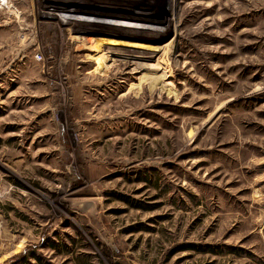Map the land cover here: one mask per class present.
<instances>
[{
  "label": "rangeland",
  "instance_id": "rangeland-1",
  "mask_svg": "<svg viewBox=\"0 0 264 264\" xmlns=\"http://www.w3.org/2000/svg\"><path fill=\"white\" fill-rule=\"evenodd\" d=\"M29 262L264 264V0H0V264Z\"/></svg>",
  "mask_w": 264,
  "mask_h": 264
},
{
  "label": "trees",
  "instance_id": "trees-1",
  "mask_svg": "<svg viewBox=\"0 0 264 264\" xmlns=\"http://www.w3.org/2000/svg\"><path fill=\"white\" fill-rule=\"evenodd\" d=\"M27 261H29V260L27 259ZM37 261H39V262H42L40 259H39V260H37ZM29 264H31V263L29 262Z\"/></svg>",
  "mask_w": 264,
  "mask_h": 264
}]
</instances>
